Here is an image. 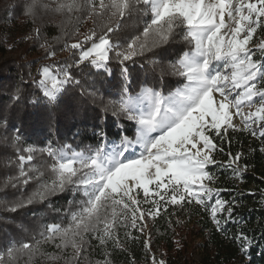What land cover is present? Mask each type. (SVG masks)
<instances>
[{"label": "snow or ice", "instance_id": "snow-or-ice-1", "mask_svg": "<svg viewBox=\"0 0 264 264\" xmlns=\"http://www.w3.org/2000/svg\"><path fill=\"white\" fill-rule=\"evenodd\" d=\"M22 11L36 39H43L39 47L45 59L52 60L32 79L36 95L31 106L43 108L51 124L65 99H73L72 90L80 88L82 98L87 97L81 104L85 113L89 103L102 105L98 119L110 115L117 131L110 138L104 123H97L91 129L94 145L50 140L41 147L27 143L12 125L15 134L4 140L14 158L5 166H14L15 174L0 183L36 187L27 197L0 200V207L15 213L53 196L71 199L61 222L44 224L23 239L9 238L0 264H35L37 259L120 264L117 254L128 252V242L139 239L133 230L145 235V218L154 221L169 205L200 206L225 235V225L243 222L234 215L236 200L219 198L223 189L212 186L216 176L210 166L230 170L235 179L247 173L243 152L228 151L227 162L215 159L214 153H225L223 144H231L230 129L257 138L264 153V35H259L264 32V0H25ZM49 13L61 21L45 20ZM89 20L92 27L81 33ZM49 25L60 32L53 42L63 41L60 51L70 53L63 61L55 60L54 43L44 38L42 29ZM173 44V58L160 59V50ZM141 59L159 75L154 82L141 81L134 91L130 65ZM93 69L101 85L117 80L116 99L106 101L98 89L83 88L77 75H90ZM169 76L181 78L180 86L166 91ZM24 98L16 87L11 99L18 103ZM125 123L134 125L133 135L124 134ZM8 126L0 114V128ZM231 238L250 264L255 238L242 230ZM144 248L151 254L149 264H166L151 253L150 233ZM94 252L101 258L91 259ZM129 264H136L134 256L129 255Z\"/></svg>", "mask_w": 264, "mask_h": 264}, {"label": "trees", "instance_id": "trees-1", "mask_svg": "<svg viewBox=\"0 0 264 264\" xmlns=\"http://www.w3.org/2000/svg\"><path fill=\"white\" fill-rule=\"evenodd\" d=\"M25 0H0V114L8 118L9 126L7 129L0 128V182L5 176L14 175V166H5V162L14 158V150L5 143L4 137L11 138L15 134L12 125L21 129V133L27 143L37 146H44L48 141L54 140L61 143L84 145L96 143L91 137V129L97 123H104L109 131L110 138L117 131L110 115L103 120L98 119L102 115V105L97 104L93 107L90 103L85 108L81 107L84 99L80 88L72 90L73 99L67 98L57 109L55 119L50 124L46 111L43 108L37 109L31 106V99L36 95V86L32 79L38 78L39 74L33 76L32 69L44 61V50L39 47L43 39L37 40L33 35L34 25L29 23V18L23 13L22 8ZM54 19L59 23L60 16L53 17L51 13L45 16V20ZM39 23V21H37ZM8 25L24 32L12 41L7 42ZM71 25L68 28L71 29ZM92 27V21H87L80 28L84 33ZM142 30V29H141ZM44 38L49 43H54L52 38L60 35L59 29L54 25H49L42 29ZM138 34V33H137ZM32 35V39H25ZM72 42V41H69ZM63 41L54 43L57 50L56 61H63L69 57L60 51ZM177 45L165 46L161 49L160 59H172ZM143 65V67H141ZM92 74L83 76L77 75V79L82 81V86L87 91H98V96L108 99H116L115 93L118 91L117 80L113 79L111 84H100L99 78ZM132 74L131 85L134 91L139 90V83L145 79L154 82L158 72L153 73L147 66L146 61L138 60L136 64L130 65ZM31 73V78L29 77ZM181 78L169 76L165 83L169 86L167 90L179 87ZM16 87H20L25 93V98L18 103L11 99L15 94ZM79 112V115L76 113ZM121 123H124L121 121ZM126 132L129 136L133 135L134 125L125 123ZM88 129L87 132L84 129ZM80 130V135H75ZM227 139L231 144H223L225 153H214L218 162H227L226 153L231 151L243 152L246 158L242 161L250 167L244 174L242 180L235 179L231 171L221 169L217 166H210L211 172L216 176L213 187L223 189L220 197L227 201L236 200L235 213L237 219L242 218L243 222L238 226L235 223L225 225L227 235L218 231L214 226L209 213L197 205L179 206L169 205L167 213L162 212L154 221L146 217L147 224L145 233L151 234V253L161 258H165L166 264H246L249 257H241L238 252V245L232 240V235L238 231H244L253 236V247L250 251V264H264V153L259 151L260 141L251 136L248 132L235 131L228 132ZM219 143V141H217ZM250 149L256 151L250 152ZM35 183L26 186L3 187L0 183V200H16L27 197L35 189ZM71 199L66 194L53 196L49 201H44L27 208L18 210L15 213L8 212L0 207V251L4 250V245L9 238L23 239L29 234L34 235L35 229L44 224L59 223L66 218L69 210L67 201ZM177 220L180 223H177ZM223 223V221H222ZM123 230H121L122 234ZM136 233V232H135ZM133 235L134 231H133ZM139 237L135 242H128L126 245L128 252L117 254L120 264H129V255L134 256L136 264H149L150 255L144 248L145 235L137 233ZM93 241V245H95ZM46 251L56 252L53 246H46ZM70 251V250H69ZM198 251V252H195ZM198 254V257L194 255ZM91 259H100L97 253L91 254ZM35 264H64L63 260L37 259Z\"/></svg>", "mask_w": 264, "mask_h": 264}, {"label": "rangeland", "instance_id": "rangeland-1", "mask_svg": "<svg viewBox=\"0 0 264 264\" xmlns=\"http://www.w3.org/2000/svg\"><path fill=\"white\" fill-rule=\"evenodd\" d=\"M6 31H7V42H8L9 44H11L12 41L15 40L16 38H18V37L24 35V32H23V31L11 27V25H8V26H7ZM259 35H264V32H259ZM255 39H256V37H254V40H255ZM62 54L66 55L67 52H66V51H63ZM51 62H52V61H48V60H46V61H44L43 64H45V63H51ZM41 65H42V64H38L34 69H32V75H33V76H35V75L38 74L37 69H38ZM246 110H247V109H246ZM234 122L237 123V124H240V118H239V117H234ZM241 126H242V125H241ZM219 198H221L220 195H219ZM141 199H142V196H141ZM221 199H222V198H221ZM142 207H147V205H142ZM147 225H148V224H147ZM148 227H149V225H148ZM148 227H147V228H148ZM133 231H134V234H135V236H136V235H137V232L135 233V230H133ZM146 235H147V234L145 233V236H146ZM195 252H198V251H195ZM194 255H195L196 257H198V254H197V253H194ZM156 257H157V259H164V260H165V258H161L160 256H157V255H156ZM175 264H179V263L176 261Z\"/></svg>", "mask_w": 264, "mask_h": 264}]
</instances>
